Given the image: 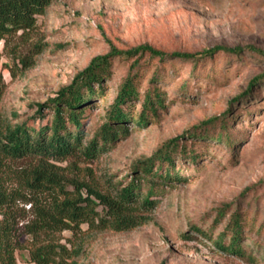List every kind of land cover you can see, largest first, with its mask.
Here are the masks:
<instances>
[{
    "label": "rangeland",
    "instance_id": "1",
    "mask_svg": "<svg viewBox=\"0 0 264 264\" xmlns=\"http://www.w3.org/2000/svg\"><path fill=\"white\" fill-rule=\"evenodd\" d=\"M142 43L167 52H195L215 45H254L264 50V0H54L38 15L33 31L16 36L5 47L0 43L7 83L3 111L7 115L32 113L31 103L55 95L94 56ZM26 55L32 66L19 62L20 56ZM142 62L146 63L143 87L157 69V83L173 104L146 128L130 125V134L96 159L58 162L70 179L99 181L104 189L109 178L128 183L139 162L165 141L223 113L233 115L229 132L238 141L237 149L233 152L228 141H189L188 147L202 158L178 161L171 172L178 170L186 180L156 187L155 204L144 212V224L125 231L90 229L87 224L79 232L65 230L60 238L70 249L68 261L264 264V79L248 96L233 106L230 103L264 73V56L250 52L243 58H229L221 53L195 71L190 62L179 58L164 63L145 58ZM128 66L126 61L117 62L105 96L87 109L89 128L106 119ZM140 107L136 103L126 109L137 114ZM150 187L143 183L144 197ZM226 203H232V210L240 207L247 212L244 243L256 256L254 263L218 250L193 229L200 227L216 238L222 226L214 227L213 220ZM21 240L24 248L16 252L18 263L36 264L30 256V237Z\"/></svg>",
    "mask_w": 264,
    "mask_h": 264
},
{
    "label": "trees",
    "instance_id": "2",
    "mask_svg": "<svg viewBox=\"0 0 264 264\" xmlns=\"http://www.w3.org/2000/svg\"><path fill=\"white\" fill-rule=\"evenodd\" d=\"M53 2L0 0V43L4 42L5 47L16 36L33 31L38 15L44 14ZM250 52L264 56V50L254 45H215L195 52H167L149 43L127 49L112 48L106 54L94 56L55 95L31 103L32 113L7 115L2 108L7 83L0 51V264H19L16 252L24 248L22 236L30 237V256L36 264H71L70 249L61 243L60 234L65 230L79 232L83 224L90 229L117 231L144 224V212L155 204L152 196L156 187L186 180L178 170L171 172L176 170L178 161L190 158L197 162L202 158L188 147L189 141H228L234 152L238 141L229 132L233 115L223 113L165 141L139 162L128 183L109 178L104 189L99 181H73L57 164L70 159H96L127 137L130 125L146 128L173 104L157 83L160 80L157 69L147 87H143L146 65L143 59L164 63L179 58L190 62L195 71L218 54L243 58ZM118 61L128 62V70L107 109L106 119L89 128L86 111L105 96L106 84L113 80ZM19 62L25 67L32 66L27 55L20 56ZM263 79L264 73L252 79L247 89L230 101L231 106L248 96ZM136 103L141 104L139 113L126 109ZM90 175L93 176L92 171ZM144 182L151 186L145 197ZM231 206L232 203H226L215 214L213 226H222L216 238L200 227L193 229L212 241L218 250L254 263L257 258L244 243L249 226L247 212L240 207L232 210Z\"/></svg>",
    "mask_w": 264,
    "mask_h": 264
}]
</instances>
